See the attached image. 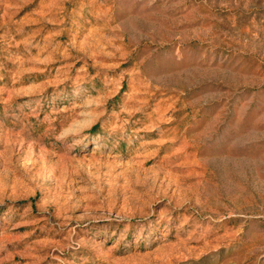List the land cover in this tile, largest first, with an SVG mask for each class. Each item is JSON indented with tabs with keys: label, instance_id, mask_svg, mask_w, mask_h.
<instances>
[{
	"label": "rangeland",
	"instance_id": "1",
	"mask_svg": "<svg viewBox=\"0 0 264 264\" xmlns=\"http://www.w3.org/2000/svg\"><path fill=\"white\" fill-rule=\"evenodd\" d=\"M0 264H264V0H0Z\"/></svg>",
	"mask_w": 264,
	"mask_h": 264
}]
</instances>
